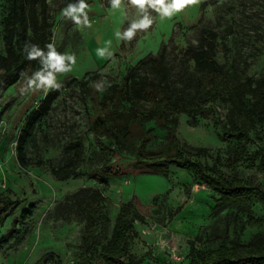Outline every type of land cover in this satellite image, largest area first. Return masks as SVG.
I'll use <instances>...</instances> for the list:
<instances>
[{"label": "rangeland", "instance_id": "1", "mask_svg": "<svg viewBox=\"0 0 264 264\" xmlns=\"http://www.w3.org/2000/svg\"><path fill=\"white\" fill-rule=\"evenodd\" d=\"M47 2L49 21L53 25L51 40L54 35L57 50L75 53L77 62L71 72L58 75L60 94L26 144L27 167H22L17 158V141L28 116L45 95L42 91L22 95L20 88L25 76L36 70H29L18 83L0 94V195L10 189L22 200L0 227V236L15 220L20 227L18 236L0 248V264H79L84 224L79 203L83 196L71 198V195L84 187H98L88 174L100 166L99 150L90 131L96 108L94 83L89 94L83 93L79 84L87 73L99 72L121 81L140 59L157 54L167 45L171 83L184 89L182 93L176 92L174 99L189 100L193 95L189 85L193 61L184 52L189 47H197L202 35L214 31L218 34L216 59L227 70L234 68L243 79L264 78V0H212L204 11V0H201L171 19H161L153 13L151 28L138 32L135 40L125 42L123 49V41L117 40L115 31H123L137 18L133 6L122 3L119 9H112L104 0H86L92 27L77 28L61 15L62 9L75 0ZM5 14L4 0H0L1 54H6ZM104 47H109L111 57L97 56L96 50ZM143 74L153 77L150 71ZM246 102L253 103L250 98ZM209 107V116L200 119L196 126L190 125L188 116L179 117L177 135L181 144L187 148H207L208 154L200 157L202 162L228 176H239L264 188V170L259 160H253L259 149L264 151V124L252 131L250 155L233 170L228 164L232 144L223 139L222 129L215 124L220 119L231 126L228 106L217 101ZM153 127L155 138L151 146L156 147L165 142L166 132ZM80 138L85 145V157L76 177L57 180L51 169L69 159L65 147ZM131 160L123 159L127 164ZM109 183L105 205L112 222L120 206L133 195H138L144 204L139 207L143 222H135L139 238L132 244L134 255L143 257L142 264H189L191 242L207 249L231 244L238 235L244 242L264 238V223L241 232L250 208L255 216L264 218L263 200L257 199L252 206L229 204L214 211L218 196L205 185L195 183L188 170L171 167L168 175L130 173L121 178L111 177ZM31 204L33 213L21 219V212ZM93 264L104 263L98 258Z\"/></svg>", "mask_w": 264, "mask_h": 264}, {"label": "trees", "instance_id": "2", "mask_svg": "<svg viewBox=\"0 0 264 264\" xmlns=\"http://www.w3.org/2000/svg\"><path fill=\"white\" fill-rule=\"evenodd\" d=\"M110 5L109 0H104ZM212 0H204V11ZM6 14L3 19V41L6 54L0 53V94L18 83L30 70H38V61H28L23 54L26 41L44 48L52 42L53 25L49 21L47 0H4ZM123 4L128 5L127 0ZM126 28H123V30ZM218 34L207 32L200 38L197 47H189L184 55L193 61L189 85L193 95L189 100L174 99L176 92L184 91L174 87L170 80L171 66L168 61L167 45L157 54L140 59L131 67L121 81L99 72L87 73L79 80L83 93H90L94 83L96 108L90 131L99 150L100 166L88 176L99 184L94 188H81L71 198L83 196L79 203L84 224L81 235L79 264H93L101 258L104 264H142L132 244L139 238L136 221L143 222L139 207H144L138 195L124 202L112 222L106 210V191L110 178H121L127 174L159 173L168 175L171 167L188 170L197 184H202L216 194L214 211L237 203L252 206L257 199L264 201V188L239 176H228L215 166L206 164L200 157L208 154L207 148H187L181 144L177 131L179 117L186 115L190 125L209 116L210 104L221 101L228 106L231 126L216 119V126L223 131V139L231 145L229 167L236 169L250 155L251 133L264 124V78L239 77L234 68L227 70L216 59ZM135 40V39H133ZM122 42L121 48H124ZM46 50V49H45ZM150 71L153 77L143 72ZM87 78V79H86ZM105 81L103 90H95L96 83ZM60 90L50 91L28 116L17 141V158L22 167H27L26 144L33 136L37 125L51 111ZM250 98V105L246 99ZM151 124V125H149ZM166 132L165 142L156 147L154 127ZM69 159L51 169L52 175L60 181L75 178L85 157V145L80 138L65 147ZM132 159L124 163L123 159ZM259 160L264 170V151L259 149L253 157ZM22 200L10 189L0 195V227L20 206ZM34 210L31 204L21 212L26 219ZM113 223V224H112ZM264 218L249 209L241 232L247 227L261 226ZM20 233L17 220L0 236V248ZM189 264H264V238L244 242L241 235L231 244H220L217 248H199L190 243L187 255Z\"/></svg>", "mask_w": 264, "mask_h": 264}, {"label": "clouds", "instance_id": "3", "mask_svg": "<svg viewBox=\"0 0 264 264\" xmlns=\"http://www.w3.org/2000/svg\"><path fill=\"white\" fill-rule=\"evenodd\" d=\"M112 9H119L123 0H109ZM201 0H127V3L133 6L137 11V18L132 19L128 27L123 31L117 29L115 36L118 41L130 43L138 32L148 31L154 23L157 14L161 19H171L176 14L184 11L189 6L198 5ZM89 5L86 0H75L68 3L61 11L64 19L70 20L77 28H91L92 24L86 9ZM111 45V41L108 42ZM46 49V50H45ZM23 54L28 61H38L40 67L30 76H25L24 85L20 88L22 95L37 91H42L46 96L52 90H59L61 84L58 81V75L66 74L73 70L76 64L75 53H61L57 50L54 42L47 43L44 48L38 44L26 41L23 45ZM96 54L101 58H109L113 53L109 47L98 48ZM105 81L97 82V90H103Z\"/></svg>", "mask_w": 264, "mask_h": 264}]
</instances>
